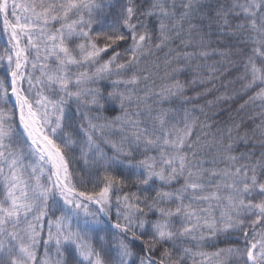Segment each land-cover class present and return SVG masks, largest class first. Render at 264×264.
<instances>
[{
    "label": "snow or ice",
    "instance_id": "obj_1",
    "mask_svg": "<svg viewBox=\"0 0 264 264\" xmlns=\"http://www.w3.org/2000/svg\"><path fill=\"white\" fill-rule=\"evenodd\" d=\"M0 32V264H264V0H0Z\"/></svg>",
    "mask_w": 264,
    "mask_h": 264
},
{
    "label": "trees",
    "instance_id": "obj_2",
    "mask_svg": "<svg viewBox=\"0 0 264 264\" xmlns=\"http://www.w3.org/2000/svg\"><path fill=\"white\" fill-rule=\"evenodd\" d=\"M6 39H7L6 34H4L3 32H0V51H2L3 48L7 46V45H6ZM157 55L159 56V60H158L157 62L161 64L160 76H163V59H164V52H160V53H158ZM2 75H3L2 72H0V76H2ZM179 78H180L181 80H184V79H185V77H183V76H181V77H179ZM164 82H166V81H162V80H160V79H157V80H156V84H157V85H160L161 83H164ZM237 87H239V85H237ZM201 103H203V101H201ZM249 111H253V110H252V109H249ZM118 114H119L118 111H117L116 113H106V115H109V116H112V115H118ZM104 150H105L106 152H108L109 155L112 154L111 151H110L108 148H105ZM241 150H243V149H241ZM75 155L78 157L79 154L76 153ZM71 167H74V168H76V169H82V162L79 161V160L77 159L76 161L73 162V164L71 165ZM87 190H89V191H93V190H95V191H99V188H94V186H93L92 184H88V185H87ZM219 246H220V247H224L225 245L221 244V245H219ZM204 250H205V251H214L215 249H212V248H205Z\"/></svg>",
    "mask_w": 264,
    "mask_h": 264
}]
</instances>
